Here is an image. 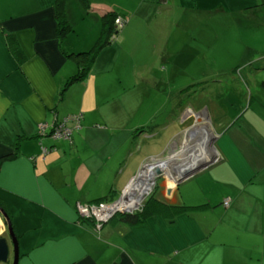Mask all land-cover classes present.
<instances>
[{
	"label": "crops",
	"instance_id": "1",
	"mask_svg": "<svg viewBox=\"0 0 264 264\" xmlns=\"http://www.w3.org/2000/svg\"><path fill=\"white\" fill-rule=\"evenodd\" d=\"M55 1L0 0V208L17 240L18 264H264V110H252L262 91L249 88V100L245 91L240 115L219 111L223 101L200 98L191 105L196 96L190 99L188 88L172 99L171 111L160 113L158 100L149 99L145 111L141 101L129 117L110 100L113 90L128 85L120 63L124 49L103 48L84 81H71L79 70L74 56L99 41L106 13L124 21L123 38L127 26H150L158 11L151 20L155 8H146V0H89L88 11L81 0H66L73 30L62 39ZM155 1L169 13L172 29L264 23V0ZM208 105L220 126L212 124L222 161L171 193L167 179L153 195L187 207L183 213L154 211L137 226L120 215L99 231L81 219L79 204L117 199L145 164L169 154L181 138L184 153L192 132L209 129L194 125L204 112L212 123ZM78 114L81 128L71 141L49 137L57 120ZM161 119L157 130L152 121ZM0 225L8 234L1 216Z\"/></svg>",
	"mask_w": 264,
	"mask_h": 264
},
{
	"label": "rangeland",
	"instance_id": "2",
	"mask_svg": "<svg viewBox=\"0 0 264 264\" xmlns=\"http://www.w3.org/2000/svg\"><path fill=\"white\" fill-rule=\"evenodd\" d=\"M163 2L165 3L166 0ZM144 3L149 4L145 6L146 8H155L151 15V20L154 18L156 11L159 13L158 18L152 21L150 26L134 21L130 27H126L128 29L125 34L126 38H121L123 32L120 30L125 26V23L122 28H118L115 23V29L120 32L118 35H114L113 43L107 46L110 50L116 49L118 51L124 49V55L120 63L123 66L125 65V70H122L126 71L124 76L128 84L125 89L119 88L111 92L110 100L112 103L122 105L126 114L129 117H134L137 114L136 106L139 102H145L149 99L158 100L160 104L159 112L162 113L171 111L170 104L172 99L179 91L189 88L188 90L191 91L190 99L196 96L191 101V105L200 98H205L209 103L211 101H223L225 105L219 106V111H225L231 114L229 116H233L235 113L238 114L241 108L242 103L240 102L245 91L249 100L248 89L255 88L262 92L261 96L257 97L256 108H252V110L254 112L264 110V89L262 87L264 83V23L255 20L250 26L240 27L239 22H232L229 25H224L223 28L216 25L208 26L204 23V26L194 25V28L191 29L178 26L172 29L167 24L169 19L166 18H170L168 12H161L162 10H159L155 0H146ZM160 19L166 20L160 23ZM84 27L87 28V26ZM162 27H164V31ZM90 28L93 29V27ZM157 31H160L159 36L156 34ZM245 106H247V103ZM146 107L147 102L143 106L144 111ZM206 107L209 108V116L212 123L207 118L208 114L204 112L203 115L199 116V122L194 125H207L209 129L202 127L199 129V134L203 135L201 134L202 132L206 133V131L211 130L210 132L216 138L217 135L213 131L212 124L216 130H219L220 126L216 125L213 107L209 105ZM145 114L146 112L142 116H145ZM217 116L222 119L220 114ZM226 119L227 117L224 118V120ZM260 119L264 123V118ZM139 120L140 115L135 119L134 126ZM163 121V119L152 121V125H160L157 128V130H160L163 128ZM169 128L171 129L172 126ZM174 128L176 129V127ZM164 132L168 133L169 129L164 130ZM171 132L173 133L174 129ZM181 141H183L182 138L173 151L158 159L163 161L173 154H178L183 148ZM214 142L209 141V147L206 146L204 147L205 149L194 147V149L191 148L192 151L181 153L171 164L176 163V160L179 163L177 166L190 163L198 154L197 158L199 159L206 155V152H209L208 155L211 153L217 154L216 143ZM210 148L214 151L210 152ZM193 153L197 154L189 159ZM153 154L151 156H157L158 153L155 152ZM183 160L185 163L181 164ZM156 183L160 188H164L168 181L165 178H161V180H156ZM156 192L157 190L155 189ZM153 195L147 196L143 205H146ZM120 215L122 214H118L115 217ZM84 220L94 222L93 226L95 229L97 228L95 220ZM13 260L14 254L12 255Z\"/></svg>",
	"mask_w": 264,
	"mask_h": 264
},
{
	"label": "trees",
	"instance_id": "3",
	"mask_svg": "<svg viewBox=\"0 0 264 264\" xmlns=\"http://www.w3.org/2000/svg\"><path fill=\"white\" fill-rule=\"evenodd\" d=\"M81 2L87 11L90 10L91 3L89 0H81ZM65 3L66 0L55 1V12L58 21L57 31L59 37L62 39L65 38L73 30V27L68 20ZM117 19H118L117 14L114 12H108L103 16L102 18L103 32L99 41L90 51L79 53L78 55L74 56L76 59H79L78 60L79 70H78V74L75 77H73L71 81H84L87 78L91 70V67L99 52L103 48L113 43L114 40L113 38H115L114 35L119 34V31L115 29L116 28L115 21ZM262 87L264 89V83L262 84ZM10 158L11 157L3 158L1 160V163ZM105 200L106 199H101L100 201L97 202H101ZM186 208L187 207L185 206L176 207V206L166 205L158 200H154V197H151L141 212L132 215L131 214L125 215L122 217V220L131 226H137L142 224L145 218L153 214L154 211L159 213L171 211L172 217H174L183 213L186 210Z\"/></svg>",
	"mask_w": 264,
	"mask_h": 264
},
{
	"label": "built area",
	"instance_id": "4",
	"mask_svg": "<svg viewBox=\"0 0 264 264\" xmlns=\"http://www.w3.org/2000/svg\"><path fill=\"white\" fill-rule=\"evenodd\" d=\"M115 23L118 25V28L124 26V21L120 18ZM82 120V114L67 116L62 120H57L49 133V137L54 141H71L74 132L81 128ZM70 122L74 123L73 127L69 125ZM46 126L43 124L40 126V133L42 135H46ZM46 152L47 149L44 150V153ZM137 184L138 180H133L120 197L115 200L79 204L77 208L80 216L87 220H95L97 222L96 229L100 230L104 224L108 223L118 214L127 215L140 211L146 195L141 194ZM230 202V199H226L224 201L225 207H229Z\"/></svg>",
	"mask_w": 264,
	"mask_h": 264
},
{
	"label": "water",
	"instance_id": "5",
	"mask_svg": "<svg viewBox=\"0 0 264 264\" xmlns=\"http://www.w3.org/2000/svg\"><path fill=\"white\" fill-rule=\"evenodd\" d=\"M193 135L195 134H192V136ZM214 140L216 142L217 138L214 137ZM195 154L197 153H193V155H191L189 159H191ZM198 156H196V158L190 163H186L180 166H175L174 167L175 169H171V167H169L171 171L169 174L167 173L166 168H164V165L169 163L168 160L170 157L163 161L161 159H157V160L153 159L150 163L145 164L141 168L139 175L135 179L139 181V179L142 177L141 175L150 169L152 172L154 171L153 181H156L158 179L161 180V178L170 179V181L173 183L174 186V187H170L168 190L169 193H171V191L176 187L196 177L197 175L203 173L204 171L210 169L211 167H214L216 164L222 161V158L215 153L213 154L211 153L201 160H198L197 158ZM177 169L181 171L178 172ZM0 216L2 217L3 224L5 225V227H7L8 230V234L5 235V232H3L4 226L0 225V264H18L19 251L17 246V240L12 231V227L9 222L8 216L2 208H0ZM9 239H11L12 244L14 246L13 262L11 261V248L9 244Z\"/></svg>",
	"mask_w": 264,
	"mask_h": 264
},
{
	"label": "bare ground",
	"instance_id": "6",
	"mask_svg": "<svg viewBox=\"0 0 264 264\" xmlns=\"http://www.w3.org/2000/svg\"><path fill=\"white\" fill-rule=\"evenodd\" d=\"M193 133H195V135H193V136L190 135V138H192V137H196V138L190 139L191 141L189 143H187L188 147H186L187 149H185L184 152L192 151L191 148L194 149V147H199V148L205 149L204 147L208 146L209 141H211L214 138L213 134L209 130L206 131V133L202 132L201 134H203V135H200L199 131L198 132L194 131V132H192V134ZM204 135H206V136H204ZM192 142H194V144H192ZM189 145H190V147H189ZM210 150L214 151L212 149H210ZM208 153L206 152L205 153L206 155H203L198 160L205 158L208 155ZM177 156H180V153L171 155V157L168 160L169 163L164 165V168H166V171L168 174L171 172L169 167H171V169H175L174 167L177 166V164H179V163H176L174 165H171L172 159L175 160ZM184 163H185L184 160L181 161V164H184ZM177 170H178V172L181 171L179 169H177ZM177 170H175V171H177ZM153 175H154V171L152 172L150 169L141 175L142 177L139 179L138 184H137L138 188L141 191V194H144V193L147 194L148 193L151 184H153V178H154Z\"/></svg>",
	"mask_w": 264,
	"mask_h": 264
},
{
	"label": "flooded vegetation",
	"instance_id": "7",
	"mask_svg": "<svg viewBox=\"0 0 264 264\" xmlns=\"http://www.w3.org/2000/svg\"><path fill=\"white\" fill-rule=\"evenodd\" d=\"M212 141H215L214 138L211 140V142H212ZM214 143H216V142H214ZM155 189L158 190L159 187L157 186L156 181H153V184H151L148 193H147V194L144 193V195H146V198H147V196H149V195H150V196L153 195V194L155 193ZM143 207H145V205H142L141 209H142ZM141 209H140V210H141ZM142 210H143V209H142ZM139 212H141V211H138V212H136V213H139ZM132 214H135V213H131V215H132ZM127 215H130V214H127ZM80 217H81V216H80ZM81 219L84 220L82 217H81ZM91 223H94V222H91Z\"/></svg>",
	"mask_w": 264,
	"mask_h": 264
}]
</instances>
